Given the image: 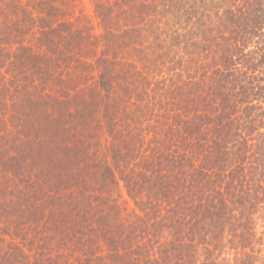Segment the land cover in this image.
<instances>
[{"label":"trees","instance_id":"trees-1","mask_svg":"<svg viewBox=\"0 0 264 264\" xmlns=\"http://www.w3.org/2000/svg\"><path fill=\"white\" fill-rule=\"evenodd\" d=\"M88 2L0 0V264H264V0Z\"/></svg>","mask_w":264,"mask_h":264},{"label":"rangeland","instance_id":"rangeland-1","mask_svg":"<svg viewBox=\"0 0 264 264\" xmlns=\"http://www.w3.org/2000/svg\"><path fill=\"white\" fill-rule=\"evenodd\" d=\"M82 4H83L84 8H86V12L91 13L92 8H91V5L89 4L88 0H82ZM125 200L127 201L128 208L133 209V203L131 202V200L128 197H125Z\"/></svg>","mask_w":264,"mask_h":264}]
</instances>
